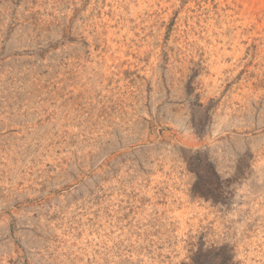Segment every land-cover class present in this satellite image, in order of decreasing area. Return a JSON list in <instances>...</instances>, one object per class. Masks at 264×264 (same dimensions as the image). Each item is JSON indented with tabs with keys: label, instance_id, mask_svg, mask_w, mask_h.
Masks as SVG:
<instances>
[{
	"label": "rangeland",
	"instance_id": "1",
	"mask_svg": "<svg viewBox=\"0 0 264 264\" xmlns=\"http://www.w3.org/2000/svg\"><path fill=\"white\" fill-rule=\"evenodd\" d=\"M0 264H264V0H0Z\"/></svg>",
	"mask_w": 264,
	"mask_h": 264
}]
</instances>
